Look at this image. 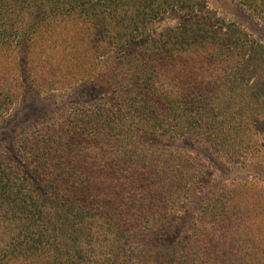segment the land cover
<instances>
[{
	"label": "trees",
	"instance_id": "obj_1",
	"mask_svg": "<svg viewBox=\"0 0 264 264\" xmlns=\"http://www.w3.org/2000/svg\"><path fill=\"white\" fill-rule=\"evenodd\" d=\"M236 1L264 21V0ZM68 90L61 114L46 103ZM0 120V264H264L241 210L258 186L188 225L202 163L164 144L257 151L264 44L208 0H0Z\"/></svg>",
	"mask_w": 264,
	"mask_h": 264
},
{
	"label": "rangeland",
	"instance_id": "obj_2",
	"mask_svg": "<svg viewBox=\"0 0 264 264\" xmlns=\"http://www.w3.org/2000/svg\"><path fill=\"white\" fill-rule=\"evenodd\" d=\"M208 3L211 8L216 10L221 19L241 25L254 38L264 44V21L254 16L247 7L242 6L236 0H208ZM174 23L175 20L168 16L160 23V26ZM68 91L64 93L55 92L53 97L50 96L52 94H47L45 96L47 99L46 103L51 105L57 113L62 112L64 108H68L71 102H74L75 96L78 95L76 90ZM47 97H51V99ZM17 110L14 109L12 114ZM28 124L31 123L28 122ZM42 124V122L38 123L33 128H41ZM9 126L4 120H0V130L3 134L11 131L12 127ZM159 143L162 142H156L157 145ZM8 144H10L8 140L0 142V149L2 150ZM164 144L191 152L202 163L203 172L198 183L195 185L194 191L182 202L180 207L182 220H187L188 225L190 224V218L192 219V215L196 216L203 202L210 196L224 191L226 186L227 188L225 189L227 190L238 184L254 183L255 186H258L257 190H248V196L243 195V199H241L242 208H239L252 218L247 224L249 233L247 237L251 240L257 239L261 241L262 246L259 248L264 251V127L258 136L257 151L251 156L240 152L222 155L215 152L207 144H191L187 140H177ZM15 164L18 167L20 166L18 162ZM182 220L178 219V223ZM241 237L242 239L245 238V234H242ZM263 251L260 250L259 253L264 254Z\"/></svg>",
	"mask_w": 264,
	"mask_h": 264
}]
</instances>
